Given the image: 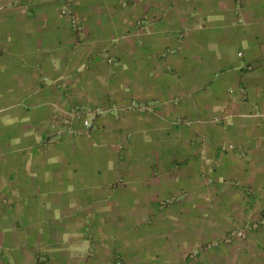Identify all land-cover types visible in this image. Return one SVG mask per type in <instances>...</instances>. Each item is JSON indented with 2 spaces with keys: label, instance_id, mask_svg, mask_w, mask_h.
I'll return each mask as SVG.
<instances>
[{
  "label": "crops",
  "instance_id": "crops-1",
  "mask_svg": "<svg viewBox=\"0 0 264 264\" xmlns=\"http://www.w3.org/2000/svg\"><path fill=\"white\" fill-rule=\"evenodd\" d=\"M0 264H264V0H0Z\"/></svg>",
  "mask_w": 264,
  "mask_h": 264
},
{
  "label": "built area",
  "instance_id": "built-area-1",
  "mask_svg": "<svg viewBox=\"0 0 264 264\" xmlns=\"http://www.w3.org/2000/svg\"><path fill=\"white\" fill-rule=\"evenodd\" d=\"M63 13H64L65 15H69V13H68L67 11H64ZM71 20H72L73 28H74L76 31L81 32V27H80L79 22H77V20H76L73 16H71ZM83 124H84V126L87 127V128H90V127L92 126V124L90 123L89 120H84V121H83ZM244 236H245L244 231H242V230H237V231H234V232L231 233L230 238H234V237H241V238H242V237H244Z\"/></svg>",
  "mask_w": 264,
  "mask_h": 264
},
{
  "label": "rangeland",
  "instance_id": "rangeland-1",
  "mask_svg": "<svg viewBox=\"0 0 264 264\" xmlns=\"http://www.w3.org/2000/svg\"><path fill=\"white\" fill-rule=\"evenodd\" d=\"M236 53H237V50L236 49H231V51L229 52V55L234 58V60L236 59Z\"/></svg>",
  "mask_w": 264,
  "mask_h": 264
}]
</instances>
